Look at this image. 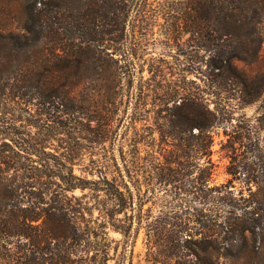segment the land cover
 <instances>
[{"label":"trees","instance_id":"trees-1","mask_svg":"<svg viewBox=\"0 0 264 264\" xmlns=\"http://www.w3.org/2000/svg\"><path fill=\"white\" fill-rule=\"evenodd\" d=\"M125 13L119 8L116 14L122 18ZM185 13L192 21L185 26L197 32L203 51V84L197 91L187 88L186 96L167 108L168 127L162 135L183 140L185 159L179 167L171 165L175 160L151 165L147 171L156 182L144 188L134 182L124 156L116 172L96 165L74 171L75 146L64 134L85 130L71 126L74 117L84 113L83 98L73 88L86 77L80 65L96 51L91 49L90 56L70 52L59 59L54 49L43 52L38 46L45 34L36 12L17 32L0 29V264H134L128 246L133 230L140 227L146 235L144 264H218V258L229 253L225 246L221 249L223 242L232 240L220 236L221 231L236 232L242 240L238 258L250 256L244 233L252 225L238 222L249 204H241L244 198L228 189V183L222 190L207 186L213 164L198 159L209 154L214 128L231 121L230 115L224 116L228 110L218 108L217 100L206 94L219 98L230 79L241 87L243 102L260 96L264 74L247 70L262 58L264 0H187ZM118 23L121 31L114 41L119 43L124 22ZM83 41L70 43L82 47ZM95 49L104 72V101L113 104L123 89L125 70L111 52ZM209 100L215 103L212 108ZM54 139L68 151L47 150ZM94 140L101 143L103 136ZM128 181L134 182L133 188ZM77 188L81 194L74 193ZM86 189L92 192L90 201ZM109 228L123 235L119 252L118 245L111 246Z\"/></svg>","mask_w":264,"mask_h":264},{"label":"rangeland","instance_id":"rangeland-1","mask_svg":"<svg viewBox=\"0 0 264 264\" xmlns=\"http://www.w3.org/2000/svg\"><path fill=\"white\" fill-rule=\"evenodd\" d=\"M119 8L126 12L122 18L116 14ZM186 8L187 0H0V29L4 31L17 32L31 13L38 14L37 22H41L45 34L38 46L43 52L54 49L59 59L70 52L76 56L84 51L90 56L91 49L96 51L94 57L80 65L79 72L86 77L73 88V93L83 98L84 113L74 117L71 126L85 130L64 134L75 146L76 173L90 165L116 172L123 167L124 156L134 182H140L144 188L146 183L156 182L147 171L151 165H166V160H175L171 165L179 167V162L185 159L183 140L165 137L162 129L168 127L167 108L178 104L186 96L187 88L197 91L203 84L200 73L205 68L204 62L201 63L203 51L197 32L192 33L185 26ZM118 22H124L119 43L114 41L121 31ZM192 27L197 29L195 25ZM261 27L262 58L250 65L247 71L251 75L264 74V68H260L264 63V21ZM80 40H84L82 47L70 43ZM94 47L102 49V54L111 52L125 70L121 74L123 89L113 104L104 101V79L100 78L104 72L97 64L99 52ZM226 80V89H220L219 98L206 96L217 100L218 108L227 109L224 116L230 115L231 121L214 128L210 152L198 160L202 163L210 160L213 164L207 186L222 190L228 183V189L244 198L240 203L249 204L238 222L251 224L252 229L244 233L250 256L242 258L236 255L242 242L236 232L221 231L220 236H230L232 240L223 242L221 249L225 246L229 253L221 255L218 264H264V86L256 100L245 103L239 97L241 87ZM214 104L209 100L211 108ZM99 113L106 115L104 119L97 116ZM99 136H103L101 143L94 140ZM172 142L178 145L175 147ZM62 145L54 139L47 143L46 149L67 152ZM173 150L175 154L170 155ZM128 182L133 188L134 182ZM84 192L88 195L86 200H92V192L89 189ZM74 193L82 191L77 188ZM149 204V201L143 204V212ZM98 212L96 208L92 210L93 215ZM127 212L132 211L128 208ZM108 235L111 246L118 245V252L121 251L122 233L109 228ZM130 242L133 263L144 264L145 228L140 227L137 232L134 229ZM108 264H113V260Z\"/></svg>","mask_w":264,"mask_h":264},{"label":"flooded vegetation","instance_id":"flooded-vegetation-1","mask_svg":"<svg viewBox=\"0 0 264 264\" xmlns=\"http://www.w3.org/2000/svg\"><path fill=\"white\" fill-rule=\"evenodd\" d=\"M184 22H192V21H190V20H186V21H184ZM194 22H200V21H197V20H195Z\"/></svg>","mask_w":264,"mask_h":264}]
</instances>
